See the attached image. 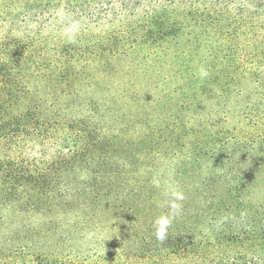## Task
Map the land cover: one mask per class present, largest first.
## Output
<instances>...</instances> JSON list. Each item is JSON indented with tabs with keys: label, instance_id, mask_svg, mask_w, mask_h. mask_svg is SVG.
<instances>
[{
	"label": "trees",
	"instance_id": "16d2710c",
	"mask_svg": "<svg viewBox=\"0 0 264 264\" xmlns=\"http://www.w3.org/2000/svg\"><path fill=\"white\" fill-rule=\"evenodd\" d=\"M2 225L0 264H264V0H0Z\"/></svg>",
	"mask_w": 264,
	"mask_h": 264
},
{
	"label": "clouds",
	"instance_id": "9594fccd",
	"mask_svg": "<svg viewBox=\"0 0 264 264\" xmlns=\"http://www.w3.org/2000/svg\"><path fill=\"white\" fill-rule=\"evenodd\" d=\"M80 31V25L78 22H73L69 24L65 30L64 35L68 40H74L77 36V34ZM208 72L206 69L200 70V76L207 77ZM170 196V202H169V208H170V214L162 215L158 217L155 221L156 226V237L159 240H163L167 235V229L170 227L172 220L175 219L176 215L179 214L181 205L178 203V201H182L184 199V196L179 191H172L169 193Z\"/></svg>",
	"mask_w": 264,
	"mask_h": 264
},
{
	"label": "rangeland",
	"instance_id": "374dc122",
	"mask_svg": "<svg viewBox=\"0 0 264 264\" xmlns=\"http://www.w3.org/2000/svg\"><path fill=\"white\" fill-rule=\"evenodd\" d=\"M125 79H126L125 82H142V70H134L133 76L125 77ZM9 234L12 235V232L9 226H3V225L0 226V238L5 239L7 236H9ZM38 262L43 263V260L41 262L37 260L36 264H39ZM18 264H23V263H18Z\"/></svg>",
	"mask_w": 264,
	"mask_h": 264
}]
</instances>
